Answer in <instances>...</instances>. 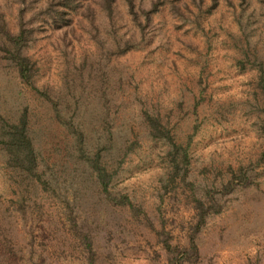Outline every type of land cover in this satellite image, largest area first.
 Segmentation results:
<instances>
[{"label": "rangeland", "instance_id": "rangeland-1", "mask_svg": "<svg viewBox=\"0 0 264 264\" xmlns=\"http://www.w3.org/2000/svg\"><path fill=\"white\" fill-rule=\"evenodd\" d=\"M45 1L0 0L9 32L31 25L22 50L56 103L0 30V264H168L160 230L185 245L210 197L184 264H264V0H133L142 27L126 0L112 17L81 0L56 27ZM23 112L34 172L1 142Z\"/></svg>", "mask_w": 264, "mask_h": 264}, {"label": "trees", "instance_id": "trees-1", "mask_svg": "<svg viewBox=\"0 0 264 264\" xmlns=\"http://www.w3.org/2000/svg\"><path fill=\"white\" fill-rule=\"evenodd\" d=\"M81 0H46L44 4V20L48 21L51 25L58 27L60 25V20H65L68 22L69 16L66 12L67 10L74 11L78 8L81 3ZM82 4V3H81ZM101 6L104 8L106 14L109 17H112V13L115 7L114 0H101ZM155 1L152 2L149 10L155 8ZM127 9L131 14L132 19L138 25V27H142L146 22L145 20L149 17L148 9H143L142 7H135L133 0H126ZM86 7L84 13L87 12ZM139 13L143 15V23L139 18ZM20 15V14H19ZM89 18L91 17V13L86 14ZM31 25H27L23 19L20 17L18 19V27L15 33H11L5 27L4 22L0 18V30L4 34V41L8 47V57L14 62L16 66V71L21 80L25 83L33 86L44 99L48 100L50 104L55 107V101L50 98L45 91L42 89H37L35 84L32 81L31 74V65L32 61L29 59V56L25 54L22 50V47L27 43L28 40L31 39L32 30ZM72 31V29H71ZM58 116V114H56ZM59 118V116H58ZM67 124L70 125L67 119L63 120ZM157 125H159L155 119H153ZM157 125L154 127L157 130L156 135L164 136L169 139L170 135L167 133V130L159 128ZM160 126V125H159ZM3 132L6 134V137L1 138L2 147L7 153L8 159L12 161V164L19 167L26 172H34L35 168V155L33 152V145L31 143V139L26 132V116L25 112L21 113L18 117V120L14 123H9L7 128L2 127ZM77 135H80L78 131H75ZM185 158V153H182V160ZM91 162L92 168L96 172V176L99 181L104 182L103 168L97 164V160L94 158H89ZM243 176V174L241 175ZM240 176V177H241ZM104 184V183H103ZM212 197L208 200V203H204V201L200 199H196L195 208H196V221L193 225L192 231L188 235V239L185 245L178 246L173 244L169 240V233L164 229H161L160 232L163 233L161 237V245L164 249L169 253L168 264H184V262L190 258H192L197 251V246L194 240V233L198 230L201 224L204 221L206 214L209 212L216 210L213 207V202L211 203ZM84 238H86L84 236ZM87 239V238H86ZM86 247L89 250L88 259L91 262L92 251L87 241ZM91 264V263H89Z\"/></svg>", "mask_w": 264, "mask_h": 264}]
</instances>
